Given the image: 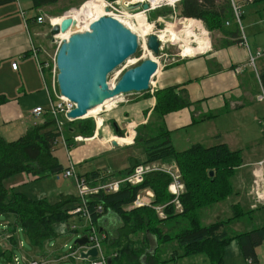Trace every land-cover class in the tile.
<instances>
[{"label": "trees", "instance_id": "16d2710c", "mask_svg": "<svg viewBox=\"0 0 264 264\" xmlns=\"http://www.w3.org/2000/svg\"><path fill=\"white\" fill-rule=\"evenodd\" d=\"M13 1L16 0H0V4ZM31 1L32 7L37 9L60 0ZM250 5L262 8L261 13L259 12L262 17L264 0H253ZM178 9V16L186 17L185 19L193 18L190 24L194 29L202 28L203 22L210 32L219 31L229 37L228 43L240 42L237 24L232 21L231 25H226V21H231L233 17L229 0H181L180 6L176 5L175 8L162 7V10L152 11L157 12L155 15L157 18L158 15H173ZM261 81L264 85V64L261 67ZM154 97L156 102L152 109V123L156 127L155 135L146 133L148 129H153L149 125L146 126V130L144 126L139 128L136 135V139L142 142L146 158L138 162L131 157L129 167L113 171L111 176L128 175L138 165L172 161L177 164L181 181L184 183V190L180 195L183 209L178 211L171 203L174 196L168 186L172 177L164 170L148 172L144 181L138 185L125 182L116 192L101 190L92 194L90 201L92 206L102 204L105 213L114 212L122 221V225L118 227V235L108 245L112 251L108 254L111 257V264H164L167 261H177L182 257L200 253L208 256L210 264H222L225 246L235 238L238 239L246 259L253 258L255 262H259L257 248L264 243V225L229 236L224 226L232 218L245 214L244 211L235 209L234 217L208 225L202 224L199 216L201 209L227 199L234 192L232 177L243 164L241 150H232L226 143L212 146L195 143L185 150L176 149L170 131L163 125L164 116L192 105L193 101L187 91H178L177 86L159 88L154 92ZM4 100L6 98L0 95V102ZM206 117L209 115L203 118ZM76 120H82L76 126L77 135L92 136L96 127L95 120L80 118L68 120L66 124L70 125ZM112 123L115 134L125 136V131L119 127V124L115 121ZM60 137L61 133L56 129L55 120L50 115H46L43 122L30 126L25 134L16 140H7L0 134V213L14 217L12 221L14 228L8 231L7 227L4 236L10 247L4 248L0 243V256L11 260L13 248L15 246L20 248L22 240L15 237L17 226L23 229L26 239L34 247L43 249L47 241L60 236L61 230L57 225L67 224L75 219L84 221L82 216L69 212L80 201L75 194L62 193L57 200L50 201L47 198H31L24 192L16 191L14 187L6 185L9 178L21 173H28L30 177L34 176V179L64 173L69 166L61 163L55 153L57 144L61 141ZM65 139L68 147L73 145L74 140L69 141V137ZM82 176L87 180H95L100 178V171L93 170ZM97 182L93 181L91 184L95 185ZM147 188L155 193L152 205L166 204L165 217H160L152 205L129 207L136 195ZM93 216L94 221L98 223L102 214L95 213ZM183 219L187 221V225L182 223ZM169 220H175L181 228L175 233L164 232L162 224ZM151 237H154V245L150 241ZM174 240L178 242L181 250L173 252L168 260L162 259L160 246Z\"/></svg>", "mask_w": 264, "mask_h": 264}, {"label": "crops", "instance_id": "0c3cea01", "mask_svg": "<svg viewBox=\"0 0 264 264\" xmlns=\"http://www.w3.org/2000/svg\"><path fill=\"white\" fill-rule=\"evenodd\" d=\"M251 6L253 5L247 6V9ZM27 8L28 10L32 8L31 0L28 1L25 8L17 5L16 1L0 4V95L6 98L0 102V134L10 141L20 138L30 126L45 119V116L40 119L36 118L32 110L39 105L44 106L48 102L45 84L37 60L32 54V47L35 46V35H37L36 30L39 25H42L36 21L37 16L41 15V8H35L36 12L32 10L29 12ZM22 9L25 10L24 15L21 12ZM258 17H261L259 13ZM216 33L217 31L212 32L213 35L217 36ZM158 35L161 36V34ZM218 37L220 38L217 39L218 42L220 41L218 45H215L216 41L214 42L211 36L208 37L209 47H206L205 51L191 55L179 53L178 56L165 59L154 78L153 90L150 89V91L139 93L136 96L131 94L138 92L122 95V97H126L125 101L119 102L118 107L111 111L108 120L111 122L116 120L120 124L119 127L125 130L127 135L123 137L116 135L111 122L104 121L103 123V119L98 118L97 120H102L98 124L96 122L94 134L86 140L79 141L78 147L80 149L77 153L74 151V161L82 164L92 158L99 157L101 154L109 153L113 150L112 141L115 139L119 142L117 148L137 146L138 143L135 142L134 138L135 128L139 130L144 126L146 130V126L149 125L153 129L150 128L145 132L155 135L156 127L152 123V109L156 102L154 92L159 88L168 86H177L178 91H187L193 101L192 105L164 116V127L170 131V137L176 149H178L177 145L184 143V141L188 145L204 144L206 141H210L211 144L209 145L226 143L231 149L240 147L237 146L240 140L249 141L243 138L239 132L240 128L244 127L246 121L251 123L253 120L256 125L264 127V119L250 118L252 108L261 103L255 98V91L257 90L250 85L253 73L246 65L247 49L239 42L228 43L230 38L221 32H219ZM39 49L41 50L40 57L43 58L42 48L39 47ZM15 61L18 63L16 69L12 66ZM239 68L242 70L238 71ZM255 83L258 85L257 80ZM119 98L117 100H120ZM110 102L112 100L106 103L110 104ZM207 115L209 117L203 118ZM195 120L197 121L195 122ZM131 157L135 161L141 162L134 155L127 156L128 162H130ZM156 164H161V162H156ZM107 169L120 170L112 167L94 170L100 171V175H104ZM253 170L251 174L254 180ZM77 172L83 175L91 171ZM105 177L116 179L123 176L109 177L105 175ZM17 185L18 183L12 184L10 187H17ZM76 192V189L61 190L58 197L62 193L76 195ZM239 205L240 203L233 204L237 211H244ZM254 212L255 208H251L244 211L245 214L235 218H242L246 214H249V218H251ZM101 217L98 220L99 229L107 234L108 238L105 241L109 245L110 241L118 235V227L122 225V221L114 212ZM219 220L227 221L220 218ZM167 222H164L162 227ZM224 228L226 229V225ZM107 229L113 231L112 236L109 237ZM150 241L154 245V237H151ZM108 245L106 253L109 254L112 251ZM260 249H262V254H259ZM257 256L259 262L255 263L264 264V243L257 248ZM201 264H210V261L208 263L207 259H204Z\"/></svg>", "mask_w": 264, "mask_h": 264}, {"label": "rangeland", "instance_id": "374dc122", "mask_svg": "<svg viewBox=\"0 0 264 264\" xmlns=\"http://www.w3.org/2000/svg\"><path fill=\"white\" fill-rule=\"evenodd\" d=\"M29 0H21L22 6L25 8L28 4ZM168 0H161L155 6H152L149 10H144L142 6L137 9L129 10L126 6L134 3V2H149L148 0H118L109 4L106 0H60L55 4L40 7L41 15H45L46 22L41 26H38L36 30L37 35H35V46L42 48L43 58L51 61V70L54 69V64L57 56V51L62 43L63 39H66L67 36L65 34L61 35H52L51 28L54 23H59L65 17L71 16L76 12L82 10L83 8H87L85 10V14L81 15L80 23L77 25L79 30H86L89 23L97 19L101 15H112L117 17L123 23H125L128 27H130L138 36L139 39V49L137 53L130 57V59L126 60L122 65L118 66L113 72H111L108 76V81L111 87H113L116 82L120 79L121 75L124 71L130 67H133L139 64L144 58L153 57L156 58L159 64H163L165 59L172 56H178L179 53L182 52L183 55H191L194 53H198L201 51H205L206 47H209V39L210 36L213 38V41H216L215 45L220 44L217 39L219 32L217 31V36L213 35L212 32L208 31L205 25L202 22V28L194 29L191 24H186V17L178 16L179 9L173 13V15L166 16H157V12H153L154 9H161L166 7L175 8L176 5L180 6V2L176 3V5L166 4ZM223 1V0H222ZM18 5V1L16 0ZM92 3V7L89 5ZM150 3V2H149ZM95 4V5H94ZM104 5L105 7L97 8L99 5ZM169 9V8H167ZM28 10V8H27ZM36 12L35 8H29V12ZM262 8L255 7L254 5L250 8L246 9V13L243 15V24L246 31L247 36L249 37L252 48H256L260 44H264V13H262V17H258V13H261ZM44 13V14H42ZM165 14V13H164ZM148 15V16H147ZM153 17L154 19H150ZM63 18V19H62ZM144 22L143 29H140L139 21ZM200 20V19H199ZM257 21V22H256ZM53 24H52V23ZM170 25L169 28L166 26ZM170 28L171 31H174L175 34H172L167 41H161L163 45V50L156 55L151 49L148 47V37L150 34H161L160 32H166ZM78 31V30H77ZM75 32V31H74ZM71 33V32H70ZM161 36H163L161 34ZM200 47V48H199ZM167 53V56L165 55ZM264 64V61L261 62ZM249 70L253 72V76L250 79V85L254 87L257 91H255L256 101H258L259 105L252 108L250 113L251 119H264V103L258 98L260 88L256 85L255 80L256 75L255 72L249 67ZM45 75L47 81H50V74L47 70H45ZM50 84V83H49ZM45 87V86H44ZM46 90V88H45ZM47 92V90H46ZM139 93H132V96H136ZM129 98V97H127ZM118 98L112 100V102L106 103L105 105L100 106L97 111H93L89 113L85 118H92L97 121L98 118L103 119V123L111 122L109 121V116L113 109L118 107L120 101H125L126 97L121 95ZM113 103V104H112ZM121 103V102H120ZM112 104V105H111ZM46 107H48V102L45 103ZM64 124V136L69 137V141H73V145L66 148L65 143L63 144V139L57 144L55 153L58 156L61 163L65 166H69L70 162L74 160V151L77 153L79 151L78 145H80L79 141L84 140L83 135H77V124L82 120H76L75 123L68 125L66 118L62 119ZM118 123L116 120H113ZM112 121V122H113ZM111 124L113 125V123ZM102 123V124H103ZM119 124V123H118ZM120 125V124H119ZM164 125V124H163ZM103 126V125H102ZM70 127V128H69ZM101 127V126H100ZM72 129V130H71ZM75 129V131H74ZM96 129V128H95ZM94 129V132H95ZM138 130V129H137ZM137 130L135 128V142L138 143L137 146L128 148L122 147L117 148L118 146H113V150L109 153L101 154L97 158H92L88 162H84L82 164L76 162L77 171L85 172L92 171L94 169H104L106 167H112L114 169L123 170L126 167L130 166V162L127 160V156L134 155L141 162L146 158L145 149L142 146V142L136 139ZM144 131V129H142ZM140 131L141 134L143 131ZM264 127L256 125V122L253 120L251 123L249 121L245 122L244 127L240 128L239 132L243 136V138L249 140L244 141L240 140L237 143L238 148L232 149H240L243 156V164L237 169L235 175L232 177V184L234 188V192L228 197V200L220 201L219 204L211 205V207H205L199 211V216L202 224L208 225L212 221H216L220 219H228L234 216L235 208L233 204L240 203L239 206L243 208L244 211L250 210L251 208H255V212L251 218H249V214L245 215L242 218H233L230 222L226 224V231L229 236H233L242 232L249 231L254 227H259L264 225V203L257 202L255 199L254 193L251 192L253 188V182L256 177L252 176V169L255 172L257 167L259 166V162H264ZM125 131V130H124ZM92 133V135L94 134ZM127 133H125V136ZM81 136V140H77L76 137ZM133 138V139H134ZM205 144V145H204ZM204 146H212L210 141H206ZM192 145V144H191ZM188 143L184 141L182 144H178V150H185L189 148ZM188 146V147H187ZM230 148V147H229ZM174 162H164L159 166L169 167ZM255 165V167H254ZM175 169L174 167H172ZM264 170V169H263ZM31 175L28 173H21L16 176L9 178L6 181L7 186H11L12 184L18 183L17 187H14L16 191H22L27 194L31 198H47L50 201H55L58 198L59 192L61 190H72L76 189L74 185V178H64L63 173L53 174L48 177H44L41 179H34L30 177ZM255 176V175H254ZM262 189L264 190V181L261 184ZM241 208V209H242ZM112 214V212H106L103 216H107ZM103 216L101 218H103ZM14 217L10 214L0 213V243L4 248L10 247V243L6 240L4 236H6L5 231H11V228H14V223L12 222ZM101 222V220H100ZM184 225H187L186 220H182ZM76 224L81 226L84 222H80L79 220H70L67 224H59L57 228L61 230V234L58 238L51 239L45 243L43 249H39L34 247L25 237L24 231L21 227H16L15 237L20 239L24 243L23 249L15 246L13 248L12 257H18L21 260L20 264H25L23 257H37L40 258L45 264H87L86 262L67 259L60 262L56 261L58 256L66 255L71 251L70 246H75L78 248L79 245L75 244L77 238L82 236V230L78 229L76 231H71V225ZM4 225H6L4 227ZM181 225V226H184ZM180 225L177 224L175 220H170L165 224L162 229L164 232L175 233L179 230ZM116 230V229H114ZM109 233V237L112 236V232L107 229ZM107 241H103V246L106 249L108 243ZM162 259L168 260L173 255V252L181 250L180 245L176 240L165 243L160 246ZM259 254H262V249L259 250ZM9 259L5 256H0V264H15L14 259ZM204 259H207L209 263L208 256L204 253L193 254L186 257L180 258L178 261H167L164 264H201ZM222 264H247V259L243 255L238 239H232L225 246V254L223 258Z\"/></svg>", "mask_w": 264, "mask_h": 264}, {"label": "water", "instance_id": "95a60500", "mask_svg": "<svg viewBox=\"0 0 264 264\" xmlns=\"http://www.w3.org/2000/svg\"><path fill=\"white\" fill-rule=\"evenodd\" d=\"M140 6L144 10L151 8L149 2H134L126 7L133 10ZM76 24V20L65 17L60 24L52 26L51 34L66 32ZM160 45L158 34H150L148 47L154 54L160 53ZM139 46L137 34L112 15H101L91 22L88 29L75 31L63 39L56 56L58 88L62 95L76 103L68 117L72 120L85 118L89 110L108 99L150 91L151 81L159 69V62L153 57L144 58L126 69L113 87L108 81L109 74L135 55ZM112 144L118 146L119 142L115 139ZM88 241V237L83 235L76 239L75 244L83 246ZM98 253V248L92 247L81 250L80 256L87 259L96 257Z\"/></svg>", "mask_w": 264, "mask_h": 264}, {"label": "built area", "instance_id": "2783aa9c", "mask_svg": "<svg viewBox=\"0 0 264 264\" xmlns=\"http://www.w3.org/2000/svg\"><path fill=\"white\" fill-rule=\"evenodd\" d=\"M18 5L22 7L21 0H17ZM181 0H168L166 1V4L170 5H176V3L180 2ZM107 3L112 4L113 2H110L109 0H106ZM253 0H229L231 10H232V20H227L226 25H231V22L237 24L239 31H240V42L246 49L248 53L247 58V66L250 67L256 75L260 92L258 95V98L264 103V85L261 81V62L264 61V44H261L257 46L256 48H252V45L250 43L249 37L246 34L244 24H243V15L246 13L247 6H249ZM146 11V10H145ZM22 14H25V10L22 9ZM36 21L40 24H43L46 22L45 15H38L36 18ZM52 23V22H51ZM53 24V23H52ZM163 50V45L161 43L160 45V52ZM40 49L38 46L32 47V54L34 58L37 60L39 70L41 72L45 88L47 90L48 94V107L39 105L35 107L32 110L33 115L40 119L43 116L46 117V115H50L56 123V129L61 133L60 139H63V144L65 143L66 148H68L67 141L64 136V124L62 119L66 118L67 120H72L70 117H68V112H70L73 108L76 107V103L69 99L68 97L62 95L58 88L57 83V74H58V68L55 60L54 69L51 70V61L48 59H44L40 57ZM182 53V52H181ZM167 56V53H165ZM156 59V58H155ZM157 60V59H156ZM158 61V60H157ZM13 68H17L18 63L17 61L12 63ZM161 67V64H159V69ZM158 69V71H159ZM45 70L48 71L50 74V81H47ZM242 68H239L238 71H241ZM156 72V74L158 73ZM155 74V76H156ZM154 76V78H155ZM154 78L151 81L150 89L153 90L155 83ZM50 83V84H49ZM42 120L41 122H43ZM40 122V123H41ZM98 124V120L96 121ZM77 140H81V136L76 137ZM85 140L87 138H84ZM160 164L152 163V164H146V165H138L135 170H133L132 173L125 175L120 178L114 179L113 177H110L113 173V170H106L104 172V175L101 174L98 179L95 180H87L85 177H83L81 174L77 172L76 164L73 160V162H70L69 167L64 170L63 177L74 178V185L76 186V195L80 198L79 203L73 207L69 212L72 214H78L79 216H82L84 219V224L81 226H78L76 224H72L70 230L76 231L78 229L82 230V236L86 235L88 237V242L83 245L79 246L78 248H75V246H70L71 251L67 253L66 255L58 256L56 258L57 262L67 260V259H74L86 262L87 264H110L109 259H111L110 256H108V253H106V249L103 246V241H105L108 236L106 233L101 231L99 229V224L96 223L93 219V215L96 214H104L105 208L102 204H94V206L91 205V195L94 193H98L101 190H104L105 192H116L120 189V186L122 183H130L131 185H138L144 181L145 175L153 170H164L165 172L169 173L172 177V181L168 186L169 191L173 194V199L171 200V203L175 205L176 210L180 211L183 209L180 195L184 190V183L181 181V174L180 170L176 163H173L169 167H163L159 166ZM174 167L175 169H173ZM264 162L260 161L259 166L257 167L256 171L254 172L255 180L253 182V188L252 193L255 195V199L257 202L264 203V190L262 189V182L264 181ZM109 176L108 177H105ZM93 181H98L97 184L92 185L91 183ZM155 198V193L152 189H144L141 190L135 197L134 201L131 203L129 207H136V206H151L152 201ZM155 211L159 214L160 217H165L164 208L166 204H155L152 205ZM24 245L22 241H20V248L23 249ZM92 247L98 248V255L96 257L90 256L87 259H83L80 256L81 250H87ZM25 264H45L40 258L37 257H30L25 258L23 257ZM14 263L20 264L21 260L18 257H14ZM247 264H256L253 258H247Z\"/></svg>", "mask_w": 264, "mask_h": 264}, {"label": "bare ground", "instance_id": "6f19581e", "mask_svg": "<svg viewBox=\"0 0 264 264\" xmlns=\"http://www.w3.org/2000/svg\"><path fill=\"white\" fill-rule=\"evenodd\" d=\"M149 2H150V4L152 5V6H155V5H157L158 3H159V1H161V0H148ZM95 5V4H94ZM89 7H92V3L89 5ZM101 7H105L104 5H99L97 8H101ZM85 10H87V8L85 7V8H83L82 10H80V11H78V12H76L75 14H73V15H71V16H68V17H71L72 19H74V20H76L77 21V24L75 25V26H73V27H71L68 31H66V32H61V33H59L58 35H61L62 36V34H65L66 36H67V38L72 34V33H74V31H81V30H79V28H78V24L80 23V19H81V15H83V14H85ZM63 19V18H62ZM193 18H188V19H186L185 21H186V24H183V25H189L190 24V22H191V20H192ZM121 21V20H120ZM62 21H60L59 23H54V24H60ZM139 25L141 26V28L140 29H143V27L145 26L144 25V22L141 20V21H139ZM91 24V22L89 23V25ZM89 25H88V27L86 28V29H88L89 28ZM167 28H169L170 27V25H167L166 26ZM85 30V29H84ZM165 30V29H164ZM163 30V31H164ZM172 30V28H170L168 31H166V32H160L163 36H159V39L163 42V41H167V39L168 38H170L171 37V33H175L174 31H171ZM83 31V30H82ZM71 32V33H70ZM200 48V47H199ZM130 59V58H129ZM111 100H114V99H108V100H106L105 101V103H103V104H101V105H98V106H96V107H94L93 109H91V110H89V112H88V114L87 115H89V113L91 112H93V111H97L99 108H100V106H102V105H105L106 104V102H108V101H111ZM101 120L102 119H99L98 120V123L99 122H101Z\"/></svg>", "mask_w": 264, "mask_h": 264}]
</instances>
